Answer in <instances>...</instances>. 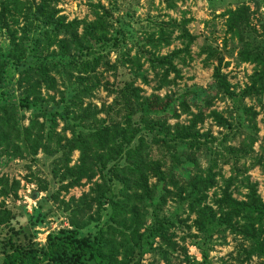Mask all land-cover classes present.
Returning a JSON list of instances; mask_svg holds the SVG:
<instances>
[{"label": "trees", "instance_id": "obj_1", "mask_svg": "<svg viewBox=\"0 0 264 264\" xmlns=\"http://www.w3.org/2000/svg\"><path fill=\"white\" fill-rule=\"evenodd\" d=\"M162 1L167 5L175 3V0ZM54 2L55 0H40L33 6L19 0H0V37L6 43L2 47L0 44V167L4 166V158L14 160L22 152L35 156L42 149L47 153L48 144L55 139V122L59 119L65 124L63 130H70L69 139L65 136L55 139V152L61 154L59 162L67 167L72 152L76 151L79 155L75 171L70 172L72 185L79 184L82 179L89 181L90 174H98L101 184L93 189L94 197L90 202L84 195L73 200V206L68 205L72 230L49 235L45 246L40 249L33 245L26 246L20 239L9 240L10 251L4 253L1 264H138L146 246L148 250H152L151 239L159 238L170 243L164 230L172 223L166 219L152 226L147 236L139 234L144 226V202L153 198L154 187H148V177L152 176L160 185L161 205L171 195L167 186H172L175 190L179 186V181L172 179L173 171L167 174L161 172L160 163L152 159L153 148L168 152L175 162L174 166L179 165L178 151L184 149L194 153L201 150L209 152V167L204 175L195 173L187 180H180L185 196L182 199L179 192L177 197L186 203L189 213L195 216L193 226L200 233L207 232L206 235L209 236L216 230L237 233V220L243 221L245 225L242 233L254 244L247 255H255L264 260V246L260 240V234L264 233L261 230L264 226V204L256 195L254 186L247 187L249 194L245 197L246 201L238 202L231 196L233 179L229 178L213 203L216 211L206 206V193L216 184L212 173L216 166V156L233 155L230 148L224 147L227 138L243 134V146L248 143V147H251L255 142L252 135H246L240 127L213 112L210 115L217 126L226 132L218 141V152H213L209 144L216 140L208 133L199 134L196 129L197 123L202 121L201 112L194 115L186 126H168L159 118L150 120L149 117L153 115L165 113L172 102L161 105L158 104L157 97L151 101L142 98L140 90L133 87L131 82H124L118 87L103 86L106 94L113 97V102L109 106H102L100 111L90 106L83 109L81 100L90 96L97 88L96 85H88V82L94 80L96 70L105 58L102 48L107 44L105 34L111 28L110 15L104 7L96 6L99 12L95 13V20L84 26L79 35L77 30L80 23L76 20L65 23L64 18L57 17L51 7ZM248 12L247 7L240 6L224 15L226 34L242 44L237 62L255 64L249 86L238 97L231 90L227 75L221 72L223 58L218 51L208 47L199 53L205 55L206 65L211 60L216 61L212 74L214 91L221 97L232 100L234 105L245 99L264 95V47L258 48L249 37ZM20 16L24 25L15 29ZM34 23L37 24L35 28ZM186 23L187 21L181 25L175 22L160 25L157 37L148 36L138 48V55L145 58L161 86L175 84L176 79H180L177 64L187 65L192 61L191 47L196 37L184 29ZM176 30L179 36L175 40L181 42L180 48L166 55H155L143 49H159L169 44L171 35ZM113 42L119 45L120 39L116 36ZM51 46H55L56 50L50 51ZM15 74L22 78L23 96L20 98L11 93V85L5 89L8 79ZM54 76H60L68 83L69 98L62 112L56 107L47 111L45 107L41 112L45 122L39 124V90L41 87L48 91L55 90ZM171 76L173 78L169 79ZM64 100L62 96L61 102ZM50 101L53 99L50 98ZM179 106L184 111L187 109L185 102H179ZM234 109L236 116L242 114L250 121L255 119L252 108L237 105ZM28 110H32L34 117L27 127H21L18 113ZM99 113H103L105 118L97 119ZM174 118L177 116L174 115ZM192 164L194 170L198 171L199 165L195 162ZM262 167L264 169V164ZM112 181L120 184L116 191H112ZM16 189L17 182H10L0 174V196L5 197ZM107 194L110 196L107 197ZM94 204L97 216L98 210L103 206H110L108 222L98 229L93 238L81 236L77 230L92 221L87 214ZM85 218L86 222L82 223ZM13 219L11 211L0 204V228L10 226ZM22 235L26 236L25 232ZM118 256L121 257L120 260L117 259Z\"/></svg>", "mask_w": 264, "mask_h": 264}, {"label": "rangeland", "instance_id": "obj_2", "mask_svg": "<svg viewBox=\"0 0 264 264\" xmlns=\"http://www.w3.org/2000/svg\"><path fill=\"white\" fill-rule=\"evenodd\" d=\"M19 1L33 6L40 2V0ZM96 6L107 10L111 28L105 34L107 44L102 48L105 58L96 70L94 80L88 82V85H96L97 88L90 96L81 100V107L84 109L90 106L100 111L102 106H109L113 102V97L106 94L102 89L103 86L118 87L124 82H131L133 87L140 90L142 98L151 101L152 98L157 97L158 104L161 105L168 101L172 102L165 113L153 115L149 117L150 120L155 121L159 118L168 126L176 124L186 126L194 115L201 112L202 121L197 123L196 129L199 134L208 133L216 140L209 144L213 152H218V141L226 132L217 126L210 114L214 112L221 115L233 125L240 127L242 132L247 133L246 135H252L255 142L251 147H248V143L243 146L245 136L243 134L236 138H227L224 147L230 148L233 155L216 156V166L212 169L216 184L206 193V206L216 211L213 203L229 178L233 179L230 192L234 200L246 201L245 197L249 194L247 187L251 185L255 187L256 195L264 204V169L262 167L264 164V95L251 97L234 105L232 100L221 97L214 91L212 74L213 68L217 65L216 61L211 60L206 65L204 64L205 55H199L201 50L208 47L218 51L223 58L221 72L227 75L231 90L238 97L241 91L249 86L255 64L237 62V54L242 49V44L236 38H230L226 34V16L224 15L227 11L236 10L240 6L247 7L249 37L258 48H262L264 47V0H175L172 5H167L162 0H55L51 5L52 11L57 17L64 18L65 23L74 20L80 23L77 30L79 35L82 34L84 26L95 20V13L99 12ZM185 21L187 23L184 29L196 37L191 47L192 61L187 65L178 63L180 79H176L173 85L161 86L155 72L145 62V58L138 55V48L148 36L157 37V28L160 25L173 22L181 25ZM23 25L24 22L20 16L15 29ZM36 25L34 23L33 28ZM177 30L171 35L169 44L159 49L150 47L143 49L155 55H166L180 48L181 42L175 40V37L179 36ZM17 35L19 36V33ZM116 36L120 39L119 45L113 42ZM58 39L62 40V37ZM0 44L1 47L6 45L1 37ZM53 50H56L55 46L50 47V51ZM54 78L55 90L48 91L44 87L39 90L40 102L37 106L39 124L45 122L44 115L41 114L45 107L47 111L56 107L62 112L69 98L68 83L64 82L60 76H54ZM172 78L173 76L169 77V79ZM21 80L19 75H12L5 87L6 89L11 85L10 91L16 98L23 96ZM62 96L65 98L63 102H61ZM50 98L53 101H50ZM179 102H185L187 107L185 111L179 106ZM237 105L252 108L255 119L250 121L242 114L236 116L234 108ZM174 115L177 118H174ZM33 117L32 110L20 111L19 125L27 127ZM103 118H105L103 113L97 115V119ZM55 123V139L64 136L69 139L70 130H63L64 122L57 119ZM45 126L47 127V124ZM55 139L48 144L47 153L39 149L35 156L22 152L14 160L3 159L4 166L0 167V174L10 182H17V189L10 191L5 197L0 196V204L10 210L14 217L10 226L0 228V264L4 253L10 251L9 240L20 239L24 245H33L40 249L45 246L49 235L72 230L68 205L73 206L72 201L84 195L90 202L94 197L93 189L97 184H101L98 174H90L89 181L82 179L79 184L72 185L70 172H74L78 165V152H72L68 166L64 167L58 160L61 154L55 152ZM178 152L179 165L174 166L175 162L168 152L155 148L152 150V159L160 163L161 172L167 174L173 171L172 179L179 181V186L178 190L167 186L171 195L166 197L165 203L161 205L159 204L160 185L155 178L148 177V187H154L153 198L144 202V226L139 230V234L144 233L147 236L152 226L166 219L172 223L166 231L164 230L171 245L168 241L159 238L151 239L152 250H148L146 246V251L141 255L138 264H262L264 262L262 258L247 255L254 244L246 234L242 233L245 225L243 221L237 220L236 228L239 231L237 233L230 230L224 232L216 230L209 236L206 235L207 232L200 233L194 228L195 216L189 213L186 203L177 197L179 192L182 199L185 196L180 180H187L195 173L204 175L209 167L210 154L202 150L194 153L183 149ZM191 159L199 165L198 171L194 170L192 164L194 162ZM118 164L121 165V162ZM104 173L107 175L106 172ZM111 186L112 191H116L120 184L112 181ZM96 209L95 204L91 206L87 215L92 221L77 230L81 236L93 238L98 229L107 224L110 206L106 204L98 210L99 216L96 214ZM218 217L216 214V219ZM85 222L86 218L82 223ZM255 229L259 230V227L255 226ZM261 230H264V226ZM24 232L26 236L22 235ZM260 240L264 246V233L260 234ZM120 258V256L117 257L118 260Z\"/></svg>", "mask_w": 264, "mask_h": 264}]
</instances>
